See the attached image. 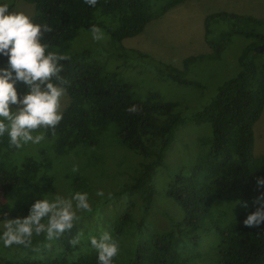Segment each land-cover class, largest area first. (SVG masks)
Instances as JSON below:
<instances>
[{"label": "trees", "instance_id": "obj_1", "mask_svg": "<svg viewBox=\"0 0 264 264\" xmlns=\"http://www.w3.org/2000/svg\"><path fill=\"white\" fill-rule=\"evenodd\" d=\"M30 1L33 22L53 29L42 38L49 46L47 51L71 57L61 62L69 103L55 135L51 128L36 131L45 134L44 145L37 149H16L10 146L7 134L0 136V220L25 217L36 200L52 201L57 194L68 199L76 192L87 193L92 210H77V224L58 240L34 234L30 246L7 248L0 240V260L8 264H98L90 237L99 238L108 231L119 243L112 264H190L194 257H202L191 253V247L208 226L218 234L211 253L204 256L209 262L264 264V223L244 225L260 206L257 199L264 197V187L257 184L264 178V154L253 156V127L264 107V53L256 49L264 43V34L253 27L259 19L229 11L206 18L204 37L215 47L214 52L222 44L215 45L216 31L209 26L212 19L230 25L221 32L222 42L234 34L252 40L239 54V70L217 87L203 108L188 117L196 123L208 122L211 137L201 142L190 166L173 172L162 191L179 205L182 217L173 220L164 215L166 219L160 218L152 227L151 208L157 192L153 178L186 118L175 101L156 93L141 98L109 58L72 45L82 30L96 25L103 29L110 44L107 49L119 63L144 61L148 54L123 48L122 39L139 34L148 22L183 0H159V8L154 7L155 0H98L95 7L84 0ZM3 4L12 8L14 2H0ZM7 62L8 57L0 54V67ZM148 62L160 76L178 84H195L177 69L153 59ZM183 62L185 68L194 67L196 57L188 56ZM16 88L21 98L28 91L23 82H17ZM133 105L138 112L127 110ZM114 145L125 152L111 167L112 157L105 153ZM130 151L136 155H127ZM128 161L133 162L131 167H127ZM101 190L102 197L96 195ZM222 200H241L248 206H242L225 223L213 211L214 202ZM79 233V242L73 247L70 241Z\"/></svg>", "mask_w": 264, "mask_h": 264}, {"label": "rangeland", "instance_id": "obj_2", "mask_svg": "<svg viewBox=\"0 0 264 264\" xmlns=\"http://www.w3.org/2000/svg\"><path fill=\"white\" fill-rule=\"evenodd\" d=\"M7 1L0 0V2ZM237 1L183 0L160 17L148 22L139 34L122 39L120 45L123 48L148 54L146 61L133 60L127 64L119 63L115 57L111 56L113 55L112 51L107 49L110 45L108 38L107 40L94 41L90 30H82L73 42V48H90L94 52H99L104 60L109 58L112 64L119 65L121 77L124 81L131 84L134 92L140 95L141 98L148 94L156 93L164 100L175 101L177 109L186 118L185 123L177 131L176 139L167 151L164 164L156 170L153 178V185L157 192L155 202L151 208L153 211L152 218H154L151 221L152 227L161 219H166V217L173 220L182 217L183 211L179 205L170 197L163 195L162 191L173 172L190 166L193 162L192 160L199 153L198 148L200 149L201 142L211 137V126L208 122L196 123L188 120V117L203 108L215 95L217 87L239 70V54L243 47L252 40L234 34L230 37H224L225 39L222 42L221 32L228 30L230 25L219 19H212L209 26L212 24L215 29L216 33L213 34V39H215V45L222 44L221 50L214 52L215 47H210L204 37V22L206 18L211 14L229 11L227 7H233ZM13 2L14 4L10 10L23 11L29 16L33 14L34 5L30 0H13ZM160 4L159 0H155L154 7L159 8ZM260 6L264 7V2L260 5L250 6L246 12H264ZM257 18L260 21L254 22L253 27L256 32L264 34V16ZM188 56L196 57V65L194 67H184V58ZM149 59H153L162 66H169L179 70L182 74L191 78L195 84H178L158 75L155 71L156 69L148 62ZM261 60L263 63L264 57ZM68 103L69 96L66 93L61 99V111L64 110ZM10 107L15 111L19 105H10ZM253 130V156H259L264 154V107L260 118L254 124ZM37 134L36 132L33 133V135ZM40 145H44V140L40 144L29 142L24 147L31 150L33 148L37 149ZM124 152H120L119 147H115V145L111 151H106L105 154L112 157V160H110L111 167L115 165L119 155H124ZM127 155L133 156L136 154L130 151ZM135 158H132V160ZM131 164L133 162L128 161L127 167H131ZM61 168L63 167L61 166ZM242 202L244 201H215L213 204L214 215L221 222L226 223L241 210ZM1 208L2 201L0 198V213ZM2 222L3 219L0 220V223ZM160 227L161 223H158L157 228ZM217 240L218 234L216 230L208 226L205 227L200 233L197 245L191 247V253L200 254L202 257L199 255L194 257L190 264H212L204 256L211 253L212 247L217 243ZM0 264L8 263L0 260Z\"/></svg>", "mask_w": 264, "mask_h": 264}, {"label": "clouds", "instance_id": "obj_3", "mask_svg": "<svg viewBox=\"0 0 264 264\" xmlns=\"http://www.w3.org/2000/svg\"><path fill=\"white\" fill-rule=\"evenodd\" d=\"M84 2L95 7L98 0ZM52 31L48 24L34 23L23 11L10 10L8 4L0 5V54L8 57L7 66L0 67V136L7 134L10 146L16 149L29 142L40 144L45 140L44 133L33 135L40 128H51L55 135L54 130L63 119L61 99L66 94L64 85L67 81L61 75L64 68L61 62L71 57L47 51L49 46L42 43V38L44 33ZM90 31L94 41L104 39L98 26L93 25ZM17 82H23L28 88L22 98L16 88ZM10 105L19 107L13 111ZM127 110L130 113L139 111L135 105ZM257 184L264 187V178H259ZM96 195L102 197L104 192L98 191ZM261 200L264 197L257 199L260 206L244 220L245 226L259 227L264 223V203H260ZM242 206L247 207V202H242ZM77 210H92L87 193L76 192L68 199L57 194L52 201L38 199L31 205L29 215L3 219L0 240L6 248L13 245L28 247L34 234H46L49 241L58 240L77 224ZM79 236L80 233L70 241L73 247L78 244ZM90 242L98 253V264H112L119 252L118 241L104 231L99 238L91 236Z\"/></svg>", "mask_w": 264, "mask_h": 264}, {"label": "crops", "instance_id": "obj_4", "mask_svg": "<svg viewBox=\"0 0 264 264\" xmlns=\"http://www.w3.org/2000/svg\"><path fill=\"white\" fill-rule=\"evenodd\" d=\"M262 2H264V0H238L237 3L233 7L229 6V7H227V9L229 11H234L235 13H238V14H249V15H253L255 17H263L264 12H261V13L246 12L250 6H254L256 4L260 5ZM260 8L264 10V7L260 6Z\"/></svg>", "mask_w": 264, "mask_h": 264}, {"label": "water", "instance_id": "obj_5", "mask_svg": "<svg viewBox=\"0 0 264 264\" xmlns=\"http://www.w3.org/2000/svg\"><path fill=\"white\" fill-rule=\"evenodd\" d=\"M256 49L259 51V52H262L264 53V44H260L256 47ZM262 68L264 69V62L262 63Z\"/></svg>", "mask_w": 264, "mask_h": 264}]
</instances>
